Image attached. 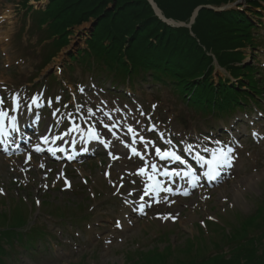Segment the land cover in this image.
<instances>
[{
    "label": "rangeland",
    "instance_id": "1",
    "mask_svg": "<svg viewBox=\"0 0 264 264\" xmlns=\"http://www.w3.org/2000/svg\"><path fill=\"white\" fill-rule=\"evenodd\" d=\"M18 2L0 0V97L5 99L4 107L10 109V97L18 93L22 110L10 114L17 117L30 114L26 105L32 96L42 93V107L32 112L50 116L44 119L42 127L49 133V140L71 127L68 113L76 117L82 131L55 140L66 149L62 154L67 152L65 158L69 161L37 152V146L45 147L38 140L25 149L10 150L6 146L9 151H3L5 146L0 145V226L18 228L26 234L25 239L30 232L36 233L35 227L39 228L35 242L39 253L34 257L19 254L16 264H143L152 255L151 251L165 253L174 264L196 247L206 256L217 253L214 242H220L222 234L212 222L236 223L238 215L252 214L264 199V10L260 19L252 15L255 22L263 25L256 23V45L243 50L245 63L254 68L252 74L258 81L262 98L225 119L188 105L177 89L163 82L137 79L134 85L118 82L112 87V75L86 71L79 62L71 61L70 55L86 47L87 33L95 19L73 28L69 45L44 68L40 67L39 32L31 18L25 17V10ZM30 3L39 9L45 8L49 0ZM235 3L221 7L210 5V8L221 11L249 5L246 0ZM191 18L189 23L167 18L173 24L161 19L171 26L190 28ZM69 64L72 69L68 68ZM219 77L231 78L239 84L226 69L216 66L213 80L218 83ZM78 105L83 106L81 112L85 117L88 108L112 113L113 121H121L117 135L113 136L97 122L95 128L100 140L89 138L88 129L93 121L103 119L106 124L113 121L96 111L85 122L76 113ZM129 125L147 140L154 141L155 147L162 151L175 150L188 166L161 159L152 145L144 159L132 154L125 146V143L131 144V134H127ZM152 125L155 130L150 132L148 128ZM105 142L110 143L106 146ZM188 144L198 145L196 150L205 160L211 159V153L204 152V147H231V167L222 169L224 174L219 181H210L206 175L209 165L199 161L195 151H184ZM79 146H85L82 153L80 148L76 149ZM136 147L145 151L139 142ZM186 157L198 160L203 168L195 169ZM146 162L149 171L152 163L161 172L187 171L190 166L199 180L193 187L191 178L182 174L160 175L163 185L165 179L172 180L167 185L175 193L161 191L158 196H145L141 201L147 178L138 169L145 167ZM65 178L70 186H66ZM138 200L140 204L136 203ZM141 204H146L142 212L139 211ZM162 216L169 218L162 219ZM117 221L120 227H116ZM190 243L194 246L192 251L188 249ZM41 248L45 251H40ZM223 250L227 251L228 247Z\"/></svg>",
    "mask_w": 264,
    "mask_h": 264
},
{
    "label": "trees",
    "instance_id": "2",
    "mask_svg": "<svg viewBox=\"0 0 264 264\" xmlns=\"http://www.w3.org/2000/svg\"><path fill=\"white\" fill-rule=\"evenodd\" d=\"M30 1L18 3L39 32L42 68L69 45L73 28L95 19L86 47L70 55L71 61L86 71L112 75V87L118 82L134 85L137 79L163 82L177 89L188 105L216 118L229 117L262 98L243 50L256 45V23L263 25L252 15L260 19L264 0H246L247 8L238 5L221 11L207 6L221 7L237 0H154L166 18L185 23L201 7L190 28L164 22L149 0H49L39 9ZM216 66L226 69L239 84L222 77L216 83ZM68 68L73 67L69 64ZM237 217L236 223L212 222L222 234L221 241L214 242L217 253L206 256L196 247L174 264H264V199L252 214ZM36 233L30 232L27 240L18 228L0 226V264H16L19 254L36 256ZM192 247L190 243L188 249ZM151 253L143 264H172L165 253Z\"/></svg>",
    "mask_w": 264,
    "mask_h": 264
},
{
    "label": "snow or ice",
    "instance_id": "3",
    "mask_svg": "<svg viewBox=\"0 0 264 264\" xmlns=\"http://www.w3.org/2000/svg\"><path fill=\"white\" fill-rule=\"evenodd\" d=\"M83 91V89H81ZM42 93L37 94L31 97L30 103L26 105V108L29 112H32L34 108L38 109L42 107ZM57 101L60 99L59 97L56 98ZM10 103L12 107L10 109L5 108V99L3 97H0V137L4 138V140H7V138L14 132H17L19 130L18 128V117L17 115H13L10 113H17L22 110V101L19 96V94H14L10 97ZM52 101L49 100L48 104L51 105ZM66 107V106H65ZM82 105H78L76 107V113L79 114L81 119H84L85 122L87 120H91L95 115L96 111L102 112L103 116H106L110 121H113L112 113L103 111V109L97 108L96 111H93L92 108L87 109V116L85 117L84 114L81 112ZM155 107V106H154ZM59 109H57V112ZM55 115V113H53ZM143 115V113H141ZM67 117L71 123V127L68 128V130L60 135L52 137L53 141L55 140H62L64 136L69 135L73 132H81L82 129L80 128V125L76 122V117L73 116L72 113H68ZM35 119L38 121L40 119L38 114H35ZM100 123L104 128L108 129L109 132L113 135H117V129L120 128L121 121H113L110 124L104 123L103 119H98L96 121H93V123L89 126L88 129V137L100 140V135L97 133L95 124ZM155 125H152L150 128H148V131H154ZM127 134H131V144L125 143L123 140L122 143H125V146L130 148V151L132 154L140 156L141 159H144L145 153L147 152L150 145L155 147V142L147 140L143 135H140V133L133 128L132 126L127 127ZM253 135H258L257 133H253ZM161 139H163V133H160ZM42 140L45 144L49 142V136L45 135L42 137ZM140 143L143 145L144 152H141L137 149L136 144ZM72 143H75V140L73 139ZM110 142H105L106 146ZM168 143H171V141H168ZM219 141H216V144L219 145ZM199 146L198 145H192L188 144L184 148V151L186 152H194L195 156L199 161H202L203 163L209 165V171L206 173V175L209 176L210 179H215L217 175H219L220 170H222L224 167H231L233 156L231 153L233 152V149L231 147H228L225 149L224 147H216V148H208L204 147V152H210L211 153V159L205 160L203 156L200 155V151L196 150ZM37 152L41 151L42 149L37 146L35 149ZM51 150V149H50ZM63 151V149H61ZM111 155V153H109ZM155 154L156 156L160 157L161 159H170L172 161H177L180 163H185V161L182 160L181 155H179L175 150L172 149H165L161 150L159 147H155ZM118 157H113V159H117ZM30 159V156H29ZM43 167V165H41ZM138 173L144 175L147 178V182L145 184L143 195L140 196V200L143 201L145 196H158L161 191L164 192H172L173 189L171 187H165L161 180L159 179L160 175L163 176H180L181 174L184 177H190L193 187L196 186V182L199 180V176L196 175V172L194 169H192L190 166L187 171H168L163 170L161 172L160 169H158L157 165L155 163H152L150 165V171H149V165L147 162L145 163V167L138 169ZM59 178V177H58ZM65 184L66 186H70V183L65 178ZM46 186V185H45ZM122 186V185H121ZM187 194V192H185ZM131 195V193H129ZM166 199V197H165ZM159 202V201H157ZM39 203V201H37ZM144 205L141 204L139 207V211H143ZM170 215V214H169ZM162 219H168L169 216H162ZM175 217H172L174 219ZM119 221L116 222V227H120Z\"/></svg>",
    "mask_w": 264,
    "mask_h": 264
},
{
    "label": "water",
    "instance_id": "4",
    "mask_svg": "<svg viewBox=\"0 0 264 264\" xmlns=\"http://www.w3.org/2000/svg\"><path fill=\"white\" fill-rule=\"evenodd\" d=\"M150 2H151V4H152L153 8L156 10L157 14H158V15H159L164 21H166V22L169 23V24H173V23H174V21H172V20H168L167 18H165V16L161 13L160 9L157 7L156 3H155L153 0H150ZM207 7H210V6H207ZM200 8H201V7H198L197 9H200ZM197 9L195 10V12H194V14H193V16H192V18H191V22H190V24L194 21V18H195L196 14H197ZM190 24H189L188 26H191Z\"/></svg>",
    "mask_w": 264,
    "mask_h": 264
},
{
    "label": "bare ground",
    "instance_id": "5",
    "mask_svg": "<svg viewBox=\"0 0 264 264\" xmlns=\"http://www.w3.org/2000/svg\"><path fill=\"white\" fill-rule=\"evenodd\" d=\"M262 13V12H261ZM166 162V161H165ZM136 203H138V204H140L141 203V201L139 200V201H136ZM144 206H146V204H143Z\"/></svg>",
    "mask_w": 264,
    "mask_h": 264
}]
</instances>
